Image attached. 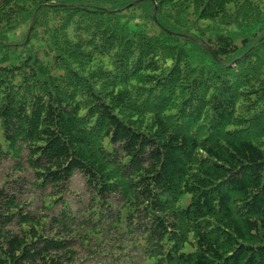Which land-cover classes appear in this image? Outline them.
I'll list each match as a JSON object with an SVG mask.
<instances>
[{
    "label": "trees",
    "instance_id": "obj_1",
    "mask_svg": "<svg viewBox=\"0 0 264 264\" xmlns=\"http://www.w3.org/2000/svg\"><path fill=\"white\" fill-rule=\"evenodd\" d=\"M0 264H264V0H0Z\"/></svg>",
    "mask_w": 264,
    "mask_h": 264
},
{
    "label": "water",
    "instance_id": "obj_2",
    "mask_svg": "<svg viewBox=\"0 0 264 264\" xmlns=\"http://www.w3.org/2000/svg\"><path fill=\"white\" fill-rule=\"evenodd\" d=\"M32 25H33V24H31V27H32ZM31 27H30V29H31Z\"/></svg>",
    "mask_w": 264,
    "mask_h": 264
}]
</instances>
